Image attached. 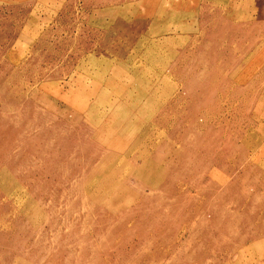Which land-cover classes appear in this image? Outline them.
<instances>
[{
  "label": "rangeland",
  "instance_id": "1",
  "mask_svg": "<svg viewBox=\"0 0 264 264\" xmlns=\"http://www.w3.org/2000/svg\"><path fill=\"white\" fill-rule=\"evenodd\" d=\"M0 264H264V0H0Z\"/></svg>",
  "mask_w": 264,
  "mask_h": 264
}]
</instances>
